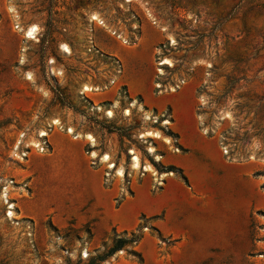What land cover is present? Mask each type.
I'll return each mask as SVG.
<instances>
[{"label": "rangeland", "instance_id": "374dc122", "mask_svg": "<svg viewBox=\"0 0 264 264\" xmlns=\"http://www.w3.org/2000/svg\"><path fill=\"white\" fill-rule=\"evenodd\" d=\"M131 101L157 121L125 116ZM149 128L169 141L153 139L159 161ZM5 185L0 264H264V0H0Z\"/></svg>", "mask_w": 264, "mask_h": 264}, {"label": "bare ground", "instance_id": "6f19581e", "mask_svg": "<svg viewBox=\"0 0 264 264\" xmlns=\"http://www.w3.org/2000/svg\"><path fill=\"white\" fill-rule=\"evenodd\" d=\"M125 1H129V0H125ZM14 17H16V14H14ZM89 21L90 23H92L93 21L96 23V24H99L101 26H105L103 20H101V18H99L98 16H96V14H91L90 17H89ZM15 27H19L18 25H15ZM37 26L35 23H30L28 24L24 29H23V38L25 40H31V41H36L37 40V37H36V33H37ZM91 25H90V28H89V31H91ZM168 41H170V43H173V39L172 38H168ZM60 49L63 53L65 54H69L70 53V50L68 48V46L64 43H62L60 45ZM163 64H166L167 66H171V63L165 58L162 60ZM56 74H60V71H57ZM158 74H162V71L161 69L158 70ZM25 77L27 79H31V75L29 73H26ZM99 88L96 87V86H89V85H82L79 93L81 95V98H85L87 99L88 97V94L89 93H92V92H95V91H98ZM174 88H170V91H173ZM97 106L98 105H92V108L94 109H97ZM110 107L108 110H107V115L111 116L112 114V108H115L116 105L114 103H111L110 104ZM131 108H136L137 111H139L141 113V116H142V119L143 121H149L151 120L152 118L155 120L157 118L156 115H152L151 112H149L148 110H146L144 108L143 105H141L140 103H137L136 101H131L128 103L127 107L124 108V115L127 116L129 114V110ZM152 121V120H151ZM169 123L166 119L162 122V124H167ZM60 124L59 120L57 118H53L50 120L48 126H58ZM69 133H72L73 129L71 127H68V130H67ZM47 130L46 129H40L39 132H38V136L39 137H43L45 138V136L47 135ZM76 137H82L84 138L90 146L94 147L95 146V139L94 137L90 134V133H84L82 135H79V134H75L74 135V138ZM140 138V141L145 143V149L147 151L148 154H150L151 156H153L154 160L155 161H159L160 160V156L158 154H156V150L153 146V139H158V138H161L163 139L165 142H169L167 138L165 137H162L161 133H160V130H157L155 128H149V129H146V130H143V132H141L138 136ZM23 143V146L26 147L28 144L25 143L23 141V137L22 135H19L15 142H14V150L18 149V146ZM30 144L33 146V147H37L38 150H41V148L39 147V142L38 141H34L33 139L30 141ZM130 154H131V157H130V160H129V168L131 170H141L143 172H150L152 175H155V171L154 169L152 168V165L150 163H144L142 164L140 162V159H139V156L137 155V153L133 150H129ZM21 155H25V152L24 153H21ZM91 157L92 158H95V157H98V155L93 151L91 152ZM98 160L100 162H104L106 163V168L110 171H113L114 175L116 176H119V177H122L124 175V168L122 166H117L116 164L112 163L111 161H109V154L107 153H103L101 156L98 157ZM166 174L164 173H160L159 176L157 174L156 176V180H158V183H162L161 180H163V178L165 177ZM8 183H12V180H7ZM0 197L2 198L3 202L7 205V210H6V216L10 219H14L15 217L13 216V210L15 209V205L13 202H11L9 199H8V187L7 185L3 186V188L1 189L0 191ZM83 257L87 256V252L86 250L83 251Z\"/></svg>", "mask_w": 264, "mask_h": 264}, {"label": "trees", "instance_id": "16d2710c", "mask_svg": "<svg viewBox=\"0 0 264 264\" xmlns=\"http://www.w3.org/2000/svg\"><path fill=\"white\" fill-rule=\"evenodd\" d=\"M125 240H128V239L118 238L117 241H116V242H117L116 245L113 246V248H112V252L115 251V250H117V249H119V248L122 246L121 243H123ZM130 240H131V239H129V241H130Z\"/></svg>", "mask_w": 264, "mask_h": 264}, {"label": "built area", "instance_id": "2783aa9c", "mask_svg": "<svg viewBox=\"0 0 264 264\" xmlns=\"http://www.w3.org/2000/svg\"><path fill=\"white\" fill-rule=\"evenodd\" d=\"M151 120H152V122H156V121H157V118H156L155 120L152 118ZM164 120H165V119H164ZM164 120H162V122H163Z\"/></svg>", "mask_w": 264, "mask_h": 264}]
</instances>
